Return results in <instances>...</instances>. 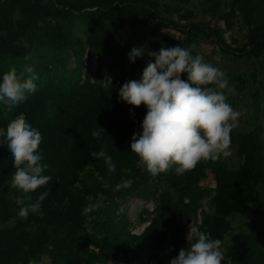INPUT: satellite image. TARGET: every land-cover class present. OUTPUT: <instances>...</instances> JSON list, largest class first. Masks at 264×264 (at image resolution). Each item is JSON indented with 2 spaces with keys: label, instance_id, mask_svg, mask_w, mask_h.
Segmentation results:
<instances>
[{
  "label": "trees",
  "instance_id": "1",
  "mask_svg": "<svg viewBox=\"0 0 264 264\" xmlns=\"http://www.w3.org/2000/svg\"><path fill=\"white\" fill-rule=\"evenodd\" d=\"M209 17L200 20L199 15ZM77 22L88 27L86 39L73 33ZM222 23L225 27L221 26ZM239 26L242 36L226 32ZM139 32L136 43L120 40V29ZM163 30L180 34L182 44L210 40L220 53L255 62L264 57V0H0V82L15 67L18 76L31 67L38 75L37 91L24 102L0 101V129L23 113L42 134L39 152L42 173L50 182L25 193L11 187L15 172L12 154L0 144V264H169L188 246L187 222L193 220L212 239L223 241L222 264H264V125L259 90L253 94L255 126L247 133H231L239 162L230 168L222 159L201 161L177 176L174 171L152 177L131 151V138L140 133L146 107L122 101L112 84L83 80L87 51L100 67L129 66L143 73L144 57ZM171 42L165 46H177ZM133 47L144 49L130 62ZM71 59L75 68L70 69ZM256 81V76H253ZM187 80V74H182ZM234 91L247 79L227 76ZM234 109V92L226 93ZM103 128L100 138L92 132ZM105 148L116 165L109 173L103 159L92 153ZM210 170L213 194L200 183ZM131 180L118 192L115 185ZM41 202V214L19 216V210ZM210 195L212 211L202 212ZM153 200L151 222L143 230L131 228L119 212L118 200ZM91 206L87 215L83 208ZM169 247L165 250V240Z\"/></svg>",
  "mask_w": 264,
  "mask_h": 264
},
{
  "label": "clouds",
  "instance_id": "2",
  "mask_svg": "<svg viewBox=\"0 0 264 264\" xmlns=\"http://www.w3.org/2000/svg\"><path fill=\"white\" fill-rule=\"evenodd\" d=\"M195 44L161 47L158 52H149L154 58L143 70L139 81H128L119 90L122 101L133 108L144 105L147 109L142 121V132L131 138V151L144 165L145 170L156 177L174 171L177 176L193 170L201 161L216 162L232 155L231 133L237 127L240 112L227 102L226 93H233L224 70L204 61L200 54L193 55ZM144 49L133 47L130 62L141 57ZM17 74L15 67L5 72L0 82V101L13 104L24 102L37 91L39 79L34 69H25ZM187 74V80L182 79ZM100 128L92 136L100 138ZM42 134L32 128L23 113L13 119L6 128L0 129V144H6L12 154L15 172L11 187L25 193L47 185L51 177L42 173L48 167L42 164L39 146ZM103 159L107 171L115 172L116 165L105 148L92 153ZM131 180L117 183L113 191L131 187ZM48 196L44 191L31 203L19 210L21 218L30 213L41 214V202ZM91 206L83 208L87 215ZM188 246L182 248L169 264H222L223 241L212 239L211 233L189 226Z\"/></svg>",
  "mask_w": 264,
  "mask_h": 264
},
{
  "label": "rangeland",
  "instance_id": "3",
  "mask_svg": "<svg viewBox=\"0 0 264 264\" xmlns=\"http://www.w3.org/2000/svg\"><path fill=\"white\" fill-rule=\"evenodd\" d=\"M200 20L208 21L210 18L204 15H199ZM221 26L225 27L222 23ZM88 27L83 23L77 22L74 26L73 33L86 39ZM244 34L243 29L239 26L227 31V39H231V36H242ZM139 38V32L129 27L120 29L119 39H129L133 43L137 42ZM171 42H176L178 45L182 44V38L180 34L171 30H163L157 38L155 44L149 52H158L161 47H165ZM197 50L200 55L204 57L206 63L211 64L221 70H224L227 76L246 78L247 84L243 89H237L234 91V110L241 113L238 118L237 127L233 130L237 133H247L255 126V110L253 107V94L256 90L261 93L262 104V124L264 125V57L258 59L255 62H250L247 59H238L231 55L222 54L215 47V45L205 38H200L197 43ZM147 52L144 57L145 67L149 61L154 62V58L149 56ZM144 67V69H145ZM75 68V62L71 59L70 69ZM127 72L124 75L122 69H108L106 67H100L99 61L93 52L87 51L84 56L83 67L81 71V77L83 80H90L91 82H97L100 85L112 84L114 88H118L122 79L128 81H139L142 78V73L137 70H132L129 66L126 68ZM256 76V81L254 77ZM11 103V102H10ZM13 104V103H11ZM140 132H142V127ZM232 155L227 158H221L230 168H235L238 165L239 158L237 154V147L232 145L230 148ZM202 188L207 189L213 194L212 190L216 186L214 174L208 170L207 176L200 183ZM119 212L126 215L129 218L131 228L134 230H143L147 224L151 222L154 215L156 204L153 200H145L138 197H128L118 200ZM212 211L210 204V195L201 201V209L199 211V221L202 220V212L210 213ZM187 224V235L189 232V226L192 224L195 226L194 221L191 220ZM169 247L168 239L165 240V250ZM38 264H50V257L44 255L42 260Z\"/></svg>",
  "mask_w": 264,
  "mask_h": 264
}]
</instances>
